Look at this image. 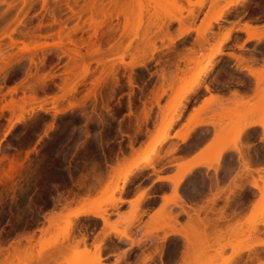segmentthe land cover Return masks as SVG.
Segmentation results:
<instances>
[{
	"label": "rangeland",
	"instance_id": "374dc122",
	"mask_svg": "<svg viewBox=\"0 0 264 264\" xmlns=\"http://www.w3.org/2000/svg\"><path fill=\"white\" fill-rule=\"evenodd\" d=\"M109 1L99 0L98 3L108 4ZM229 1L129 0L130 7H125L127 16L114 21L116 26L113 27L117 30L110 38L111 45L94 39L95 27L87 26L85 33L77 36L81 45V55H78L69 41L64 42L65 46L59 44L63 25L52 23L47 16L52 10L62 7V19L70 21H66L67 27L64 28L68 32L76 24L75 19L71 21L68 18L72 16L68 7H92V0H0V22L5 20L9 25L15 24L11 26L16 28L14 32L7 29L8 33L5 32L3 36L8 34L9 38L1 37L4 30H0V264H67L66 257L88 248L81 233L79 239L73 235L81 224L78 217L74 218L76 211L100 209L107 214L103 222L108 234L127 235V228L141 212V207L134 203L132 216L118 222L110 220L111 212L114 209L119 211L123 202L122 193L131 178L134 181L146 178L145 168L158 162L166 141L150 153L145 168L128 176L124 183L125 170L129 161L135 158L125 157L127 148L133 149L145 136L152 137L170 112L173 114L182 110V115L168 132L172 137V131L193 95L187 92V101L175 103L171 102L172 97L181 89L185 78L206 64L204 60L201 64L195 61L204 59L214 49H219L220 53L208 63L215 68L218 66L217 56L225 46L224 43L217 48L218 41L224 34L216 40L211 39L210 34H215V16ZM253 5L262 7L264 0H252L250 7ZM18 22L21 25L17 24L16 27ZM165 22L169 23L166 32L157 33L156 26ZM106 27L101 26L100 31H105ZM183 30H189V33L179 38ZM194 33L196 38L192 39ZM16 36V42L19 40L17 43L11 41V37ZM93 46H96V50ZM92 48L106 53L97 55ZM98 58L104 59L107 65L98 64ZM166 58L169 59L167 64L164 62ZM121 59L127 64L148 62L147 67L138 66L133 70V74L140 79L138 83L145 86V96L137 92L138 96H142L141 100L154 102V92L167 90L160 99V105L154 104L150 110V118L146 122L136 123L129 116L128 100L132 91L128 82L130 71L124 70ZM253 75L263 88L259 102L246 113L229 110L227 114H220L218 119L213 118L211 122L221 128L213 144L222 145L216 154L205 153L200 160L209 162L223 147L238 145L248 125L243 127L239 120L246 119L248 115H258L260 125L264 123V70H258ZM99 78L107 79L99 82L98 91L101 89L105 93L103 99L111 100V104L116 103L115 118L109 116L103 107L102 97L88 96L95 90V82ZM114 78H118L116 87L113 86ZM74 86L79 90L75 96H71L68 91ZM112 88L114 94L110 98ZM40 104L48 108L47 111L35 107ZM136 104V110L140 112L143 102L137 100ZM198 113L180 135L193 133L197 124L204 122L199 119ZM126 135H137L132 146ZM231 135L233 139L229 141ZM256 154L264 157V146H258ZM241 156L249 171L246 153ZM12 159L19 163V171L8 179L5 173L10 169ZM221 159L216 163H220ZM227 163L234 166L237 163L236 154L228 156ZM87 174V184L91 189L79 190L80 177ZM200 178L203 177H197ZM253 179L259 196L251 218L241 223L233 240L229 241L236 251L239 247L254 245L252 238L258 234L257 225L264 223L263 170H259L258 176ZM75 191L77 195L73 196L72 192ZM171 220L173 217L167 210H161L154 230L171 227ZM121 222L125 224V230L119 229ZM99 225V221L94 219L82 221L87 233ZM31 234L34 237L28 242L24 237ZM21 237L22 245L14 248L13 244H17L15 241ZM57 241L60 242L58 246L55 245ZM260 243L256 242L257 245ZM102 245L103 242L97 244L94 251L88 248L90 254L81 261L95 264L100 260L98 264H102ZM228 259L230 257L223 256L222 252H186L184 256L185 264H228Z\"/></svg>",
	"mask_w": 264,
	"mask_h": 264
},
{
	"label": "crops",
	"instance_id": "0c3cea01",
	"mask_svg": "<svg viewBox=\"0 0 264 264\" xmlns=\"http://www.w3.org/2000/svg\"><path fill=\"white\" fill-rule=\"evenodd\" d=\"M251 4L252 0L239 2L213 23L215 34L211 33L210 37L215 40L227 28H234L233 36L217 56L218 66L190 99L172 137L165 142L158 162L145 168V179L134 181L131 178L122 193L119 211L112 210L110 220L118 222L132 216L134 203L141 207V212L127 228L129 236L108 234L103 220L93 216L78 217L81 224L85 219L99 221L100 225L87 233V246L94 251L95 246L103 242L102 264H185V253L198 251L222 252L225 257L235 255L236 249L229 241L233 240L241 223L251 218L259 196L253 178L258 176L259 170L264 172V157L256 154L258 146H264L260 117L248 115L239 120L243 127L248 124V128L241 134L237 147L233 146L220 163L197 167L178 185L176 179L187 165L201 159L205 153L216 154L221 148L222 143L213 144L214 138L221 133L220 126L211 122L213 118L218 119L229 110L246 113L259 102L263 88L250 69L264 70V47L261 48L264 40L249 39L245 24L264 30V5L250 7ZM191 37L195 39V33ZM206 85L210 86L209 90ZM197 113L204 123L185 141L175 136L177 132H183ZM150 138L145 136L133 149L127 148L125 157L131 159L145 153ZM228 138L232 141L233 136ZM242 153H246L249 171ZM231 154L237 156L234 166L225 162ZM162 176H170L173 181H162ZM163 209L173 217L171 227L154 230ZM125 227L123 222L119 224V229L125 230ZM257 230L258 234L252 238L254 245L264 241V223H259ZM73 235L76 239L81 238L77 232ZM232 260L231 264H264V245L259 244L252 251L244 250L241 256Z\"/></svg>",
	"mask_w": 264,
	"mask_h": 264
},
{
	"label": "bare ground",
	"instance_id": "6f19581e",
	"mask_svg": "<svg viewBox=\"0 0 264 264\" xmlns=\"http://www.w3.org/2000/svg\"><path fill=\"white\" fill-rule=\"evenodd\" d=\"M44 2H46V0H44ZM98 2H99V0H92V7H85V8L68 7L72 13V16L68 17L69 20L73 21L75 19L74 21L76 22L73 29L69 30L68 32L65 31L66 29L64 30L65 26L67 27L66 21L68 19H66V18H65V20L62 19V16H63L62 7H59V9L52 10L50 12V14H48L49 15V16H47V17H49L48 20H51L52 23L54 21L55 23L58 22L61 25H63L62 26L63 28L61 29L60 35H59L60 36L59 37L60 38L59 44H63V46H65L64 42L69 41L70 43H72L75 46V48H74L75 52L78 55L79 54L81 55V53H80L81 48L79 47L80 44L78 42L77 36L79 33H83V32L85 33L87 26H93V28L94 27L95 28H94V32H93L92 37H94V39L96 38V40H100V41L102 40L101 42L106 41L105 43H108L109 45H111L110 42L112 40H110V38L115 33V30H117V28H114L116 26V25H114V21L115 20L120 21L121 16H127V11H126L125 7H130V3H129V0H110L108 4L101 2L100 5ZM236 4H238V2L236 0H231V1L227 2V4H225L223 10H221V12L215 16L214 21H218L219 19H221L223 14L228 12V10L233 5L235 6ZM109 5H112V7H110ZM44 8H47V7H44ZM70 18H72V19H70ZM20 22L16 23V27H17V24H19ZM69 22L67 21V23H69ZM23 24L24 23H22V25ZM51 24H49V25H51ZM80 24H82V26ZM117 24H119V22ZM11 25H15V24H11ZM11 25H9V23H7L5 20L0 22V30L1 31L4 30V32L2 31L3 33H1L2 34L1 37L8 36V38H9L8 34H6L5 36H3V35L5 34V32H7V29L8 30L11 29L10 32L11 31L14 32V30L16 28L11 26ZM19 25H21V24H19ZM113 25H114V27H113ZM245 25H246L245 29L248 32L249 39H252L250 37H253L255 40H258V41L264 40V31H259L258 28L254 27V26H250L248 24H245ZM23 26H26V25L24 24ZM101 26H105V27L107 26L108 30L106 27L105 31L103 29L100 31ZM168 26H169V23H167V22H165L164 24L157 25L156 26V32L157 33L158 32L164 33L168 29ZM233 31H234V28L232 27L224 33V36L222 37V39L218 41V47L217 48H220L222 46V44L226 43L229 39H231V37L233 36ZM10 32H9V34H10ZM188 33H189V30L181 31L179 34V38L186 36ZM17 36L14 38L11 37V41L16 42L15 38H17ZM19 39H20V37H19ZM108 40H110V41H108ZM18 41L19 40H17V42ZM130 46H131V44L128 45V47H130ZM95 47L96 46H93V48L96 50ZM93 48H92V51L94 50ZM95 50L93 52H95V54H97V55H99V54L103 55L102 53H104V54L106 53L105 51L104 52L102 51L100 53V50H98V49H97L98 51H95ZM96 52H99V53H96ZM218 53H220L219 49H214L213 52H210L207 55H205L204 59L195 61L196 64H201L204 60V62H206V64L200 66L198 68V70H196L197 72L194 71L192 76H189L188 78L184 79V82H183V85L181 86V89L178 91V93L174 97H172V100H171L172 103H175V102L181 101V100L187 101L189 99V94L190 95L191 94L196 95L199 92L201 86L204 85L203 82L209 77V75L215 69L214 65L210 64L208 62L211 61ZM167 55H168V52L166 53V56ZM232 55L235 56V54H232ZM152 59L153 58H150L149 60H152ZM164 62L166 64L169 63V59L166 58ZM97 63L104 65V66L107 65V62L102 58H98ZM120 63L123 65V68L125 71H130V74L128 76V82H129V85H130V88L132 91H131V93H129V100H128L129 116L131 117V119H134L136 121V123H140L143 121L146 122L150 118V110H152L154 104L160 105V103H159L160 99L166 93L167 90L164 89L160 93L154 92V97H153L154 102L153 101L148 102L146 100L145 101L141 100L142 96H138L137 92L140 91L141 95L145 96V93H146L145 86L138 83V81L140 79L136 75L133 74V70L138 66H146L147 67L148 62L145 61V62H142L139 64L138 63L132 64V62H131V63L127 64L124 61V59H121ZM250 71L253 74H256V72H258V70H254V69H250ZM106 80H107L106 78L97 79V81L95 82V84H96L95 88H94L95 90L90 92V94L88 96L93 95V97H95V98H97V97L99 98V96L102 97L100 99L103 100V107L106 109L109 116L115 118L116 117V106H117V105H115L116 103L111 104V102H110L111 100H105V98L103 99V96L105 93H103V91L101 89L99 90L100 92L98 91V89H99L98 85H101L102 81L105 82ZM99 82H101V83H99ZM117 82H118V78L117 79L114 78L113 79V86L116 87ZM209 87L210 86L206 85V89L209 90L210 89ZM96 88H97V90H96ZM78 90L79 89L74 86L68 91V94L71 96H75L77 94ZM187 92H189V94H187ZM113 94H114V88H112L109 92L110 98L113 97ZM137 100L143 102V109L140 112H137V110H136L137 109V104H136ZM148 103H149V106H148ZM184 105H185V103H184ZM35 107L37 109L39 108V110H45V111H47L46 109H48V108L45 109L44 106H42L41 104L38 106H35ZM181 115H182V110H179V111L177 110V112H175L173 114L170 112L169 115H166L165 119L162 121L160 129L150 138V140L147 144V148H146L145 153H143L140 156H137L134 159H131V161H129L128 167L126 168L125 174L123 175L124 176V183L126 182L128 176H130L131 174H133L137 171H141L145 168V164L148 161L150 153L152 151H154L155 149H157L162 143H164L165 141H167L170 138V135L168 132L173 127V125L177 121V119L180 118ZM99 116H101V115H99ZM197 125L199 126L200 124L198 123ZM262 126L264 127V123H262ZM246 129H244L243 131H245ZM191 134L192 133L187 132V133H184V135H180V132H177L175 134V136H178L181 138V140L185 141L191 136ZM126 136L128 137L129 145L132 146L134 144L136 138H137V135L136 136L135 135H126ZM234 145L236 147L237 143ZM232 148H233V146H230V145L223 147V149H221L219 151V153L215 156V158L213 157L212 160L209 162L207 160H204V159H202V160L199 159V161L197 160L193 164L191 163V165H188V168H186L185 172H183L181 174V176L177 179L178 181H176V184L178 185L182 179H184L187 175L192 173L197 167H199L203 164H210L211 165L213 163L219 162L220 159L222 157H224V155L227 152H229ZM205 156L209 157L208 154H206ZM1 160L2 159H0V161ZM18 166H19V163L15 162V160L12 159L11 160V167L8 170V172L5 173L6 178L12 179L15 176V173H18V171H19ZM88 175L89 174L83 175L82 177H80L81 179L79 180L80 181L79 182V190H88L89 191L91 189L90 188L91 186H89L87 184V181L89 180ZM0 180H2L1 177H0ZM117 182H119V181H117ZM242 188L244 191L245 188L244 187H242ZM242 188H241V190H242ZM72 194H73V196L77 195L76 191L72 192ZM67 199H68V197H67ZM81 215H92V216H94L98 219H101L103 221H105L107 219V216H106L107 214L104 213L100 209H85V210H82L80 212L76 211V213L74 214V218H77ZM128 222H132V221L128 220ZM86 229L87 228L85 226H82V224H81V226L78 225V227L76 228V232L81 233L82 236H84L83 242H86L89 238L88 236H86L87 235ZM40 230H42V228ZM27 236H29V235H27ZM27 236L24 238H26L28 240V242L34 237L33 234H31V236H29V237H27ZM127 236H129V235L127 234ZM22 238L23 237H21V239H17L16 240L17 242L15 241V243H17V244H13L14 248H19L22 245V243H23V242H21ZM58 243H60V242H58V241L55 242V245L57 244L56 246H58L59 245ZM260 244L264 245V241L261 242ZM252 246H254V245H252ZM252 246H250L249 248L239 247L236 251V254L234 256L230 257V259H228V264L232 263V261H233L232 259H234V257L241 256V254L244 250L252 251L254 248ZM100 248H99V250H100ZM15 250L17 251V249H15ZM89 251L90 250H88V248L80 249V250L76 251L77 253L75 252L76 253L75 255L73 254L71 257H68V258L66 257L65 262H67V264H86V262L83 263L81 261V259H83V258L87 259V255L90 254ZM8 252H10V250ZM256 255H258V252ZM256 255H254V256H256ZM99 259H100V257H99ZM84 261H86V260H84ZM98 261H100V260H98ZM98 261L95 264H98Z\"/></svg>",
	"mask_w": 264,
	"mask_h": 264
},
{
	"label": "snow or ice",
	"instance_id": "6c2138e0",
	"mask_svg": "<svg viewBox=\"0 0 264 264\" xmlns=\"http://www.w3.org/2000/svg\"><path fill=\"white\" fill-rule=\"evenodd\" d=\"M252 39H254L253 37H250ZM225 162L227 163V158H225ZM153 179H155V177H153ZM162 181H173V178L170 176H162L161 177ZM262 191H264V189H262ZM165 199H167V197H165Z\"/></svg>",
	"mask_w": 264,
	"mask_h": 264
}]
</instances>
